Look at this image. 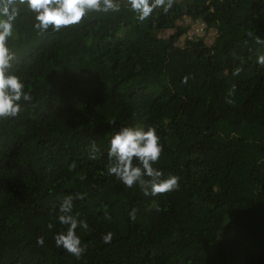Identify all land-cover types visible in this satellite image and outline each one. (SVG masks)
<instances>
[{
    "label": "trees",
    "instance_id": "1",
    "mask_svg": "<svg viewBox=\"0 0 264 264\" xmlns=\"http://www.w3.org/2000/svg\"><path fill=\"white\" fill-rule=\"evenodd\" d=\"M118 2L55 34L18 6L8 45L33 101L0 120V264H264V0H176L144 22ZM124 126L156 128L153 166L178 190L145 196L108 175ZM77 193L80 259L54 240L67 227L59 205Z\"/></svg>",
    "mask_w": 264,
    "mask_h": 264
},
{
    "label": "clouds",
    "instance_id": "2",
    "mask_svg": "<svg viewBox=\"0 0 264 264\" xmlns=\"http://www.w3.org/2000/svg\"><path fill=\"white\" fill-rule=\"evenodd\" d=\"M130 11L136 16L138 22H144L152 17L157 9L164 14L169 13L176 0H126ZM20 5L35 14L33 27L40 33L53 34L71 30L80 26L91 13H118L121 5L118 0H0V120L16 119L24 111L25 105L31 104L33 96L26 86V82L17 72L13 71L16 60L15 52L8 45V40L13 36V21L19 14ZM252 36V33H248ZM257 44H264V40L255 37ZM247 43V42H245ZM257 63L264 67V55L257 58ZM242 71L237 67L233 75ZM189 76L182 78V83H188ZM235 86L229 91L228 96L234 95ZM228 104H233L232 99H226ZM115 124V120L110 121ZM90 159H99L96 155L99 149L95 141L91 145ZM164 153V145L155 127L124 126L112 134L107 152L109 163L107 173L119 180L127 189L139 187L145 196L166 195L179 189L180 177L169 175L163 178L162 171L153 165L159 163ZM74 167V165H73ZM86 194L77 193L75 196L67 195L59 205L58 222L67 226L66 231L54 236L58 248H63L69 254L80 259L86 252L87 245L82 244L77 235V228L89 230L86 220L79 219V213L73 215L74 200L83 199ZM136 209L129 213L131 220L136 219ZM105 219L111 216L105 210ZM49 229L53 227L48 225ZM108 244L113 239V233L108 232L102 237ZM37 244L44 245V238L38 237Z\"/></svg>",
    "mask_w": 264,
    "mask_h": 264
},
{
    "label": "rangeland",
    "instance_id": "3",
    "mask_svg": "<svg viewBox=\"0 0 264 264\" xmlns=\"http://www.w3.org/2000/svg\"><path fill=\"white\" fill-rule=\"evenodd\" d=\"M194 29H195V31L200 32L199 34H203V35L205 34V35L207 36V33H205L204 30H202V26H200L198 29L194 27ZM167 33H170V30H168ZM210 36H211V35H210V33H209V35H208V39L210 38ZM209 40H210V39H209Z\"/></svg>",
    "mask_w": 264,
    "mask_h": 264
}]
</instances>
